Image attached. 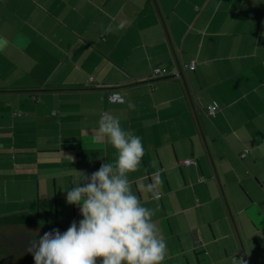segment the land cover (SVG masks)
Segmentation results:
<instances>
[{
  "label": "crops",
  "instance_id": "0c3cea01",
  "mask_svg": "<svg viewBox=\"0 0 264 264\" xmlns=\"http://www.w3.org/2000/svg\"><path fill=\"white\" fill-rule=\"evenodd\" d=\"M0 41V217L78 224L66 190L114 162L113 115L142 139L128 179L163 264H264V0H0Z\"/></svg>",
  "mask_w": 264,
  "mask_h": 264
},
{
  "label": "clouds",
  "instance_id": "9594fccd",
  "mask_svg": "<svg viewBox=\"0 0 264 264\" xmlns=\"http://www.w3.org/2000/svg\"><path fill=\"white\" fill-rule=\"evenodd\" d=\"M135 107L128 103L129 109ZM97 137L106 139L116 157L91 175L78 172L79 183L66 190V203L78 207L83 219L63 233L54 228L29 241L27 252L34 264H163L167 242L152 220L154 210L142 205L128 179L144 156L141 137L124 130L113 115L100 117ZM144 191L153 200L162 196L155 184Z\"/></svg>",
  "mask_w": 264,
  "mask_h": 264
},
{
  "label": "trees",
  "instance_id": "16d2710c",
  "mask_svg": "<svg viewBox=\"0 0 264 264\" xmlns=\"http://www.w3.org/2000/svg\"><path fill=\"white\" fill-rule=\"evenodd\" d=\"M43 225L28 214H15L0 217V264H34L33 255L27 252L29 241L39 239L52 229Z\"/></svg>",
  "mask_w": 264,
  "mask_h": 264
},
{
  "label": "built area",
  "instance_id": "2783aa9c",
  "mask_svg": "<svg viewBox=\"0 0 264 264\" xmlns=\"http://www.w3.org/2000/svg\"><path fill=\"white\" fill-rule=\"evenodd\" d=\"M195 67H196V63L194 62V61H191L189 64H187V65H184V67H183V70H190V71H194L195 70ZM167 75H169V72H168V70L166 69V68H163V67H155V68H153V70H152V76L153 77H164V76H167ZM181 70L180 69H176L174 72H173V77L175 78V79H178V80H182L181 79ZM114 94H116V93H112V94H110V96H109V101H111V102H121V99H120V95L119 96H116V95H114ZM216 106H209L208 107V113L209 114H211V115H213V114H215V112H216ZM245 154H243L242 155V157L244 156ZM183 164H186V165H196L197 164V162L195 161V160H193V159H185L184 161H183Z\"/></svg>",
  "mask_w": 264,
  "mask_h": 264
},
{
  "label": "rangeland",
  "instance_id": "374dc122",
  "mask_svg": "<svg viewBox=\"0 0 264 264\" xmlns=\"http://www.w3.org/2000/svg\"><path fill=\"white\" fill-rule=\"evenodd\" d=\"M2 200H4V199H2Z\"/></svg>",
  "mask_w": 264,
  "mask_h": 264
}]
</instances>
